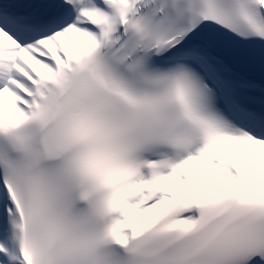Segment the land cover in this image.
I'll return each instance as SVG.
<instances>
[{"label": "snow or ice", "instance_id": "1", "mask_svg": "<svg viewBox=\"0 0 264 264\" xmlns=\"http://www.w3.org/2000/svg\"><path fill=\"white\" fill-rule=\"evenodd\" d=\"M0 264H264V0H0Z\"/></svg>", "mask_w": 264, "mask_h": 264}]
</instances>
